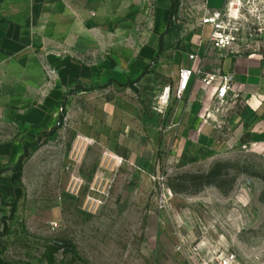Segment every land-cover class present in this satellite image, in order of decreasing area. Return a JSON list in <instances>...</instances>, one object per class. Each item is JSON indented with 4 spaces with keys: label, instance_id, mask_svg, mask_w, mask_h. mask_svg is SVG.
I'll list each match as a JSON object with an SVG mask.
<instances>
[{
    "label": "rangeland",
    "instance_id": "1",
    "mask_svg": "<svg viewBox=\"0 0 264 264\" xmlns=\"http://www.w3.org/2000/svg\"><path fill=\"white\" fill-rule=\"evenodd\" d=\"M228 9L225 50L264 55V0ZM114 49L105 62L96 47H60L73 60L42 61V124L0 121V147L14 130L26 141L19 159L0 157V264H197L216 250L264 264V149L180 152L178 100L160 104L153 64L95 85L100 65H142L130 30L121 62Z\"/></svg>",
    "mask_w": 264,
    "mask_h": 264
},
{
    "label": "crops",
    "instance_id": "2",
    "mask_svg": "<svg viewBox=\"0 0 264 264\" xmlns=\"http://www.w3.org/2000/svg\"><path fill=\"white\" fill-rule=\"evenodd\" d=\"M222 1L0 0V121L19 127L42 124L37 96L46 84L42 61L73 60L69 54L61 56L59 48L75 46L96 47L105 61L102 47L113 46L115 61L121 62L123 31L130 30L132 44L141 46L142 65L126 72L121 63L100 65L95 85L128 84L147 63L175 92L180 70L193 66L172 129L180 152L222 155L249 145L264 149V55L219 49L210 41L213 30L200 26L203 17L225 8L227 0ZM190 55L197 57L194 64ZM228 74L234 77L230 109L211 113L207 120L216 89L206 88L203 79ZM82 77L81 86L90 84L89 76ZM5 141L0 157L19 159L26 144L24 130L10 132ZM149 170L154 172L152 164Z\"/></svg>",
    "mask_w": 264,
    "mask_h": 264
},
{
    "label": "built area",
    "instance_id": "3",
    "mask_svg": "<svg viewBox=\"0 0 264 264\" xmlns=\"http://www.w3.org/2000/svg\"><path fill=\"white\" fill-rule=\"evenodd\" d=\"M231 0H227L225 8L221 11H215L211 14L203 17L200 21L201 27H210L213 32L211 35V43H213L217 48L225 50L227 45L231 42V37L225 35L227 31L226 24L224 20L230 14L229 5ZM237 1V0H234ZM242 2V0H238ZM247 2L251 0H246ZM237 10V9H236ZM189 60L193 62V64L197 61V57L194 55L189 56ZM195 73V68H183L179 73L178 85L175 92L172 90L171 86H167L162 96L160 97V104H164L166 106L172 99H176L178 101H182L184 94L186 93L190 81ZM201 74V72H198ZM234 77L233 75H207L203 79V84L206 88H215L216 93L213 96V108L209 112L207 116V120L211 119V113L213 114H223L229 111L230 109V97L232 95V84ZM163 95H167V99H163ZM243 149L247 150H255L258 149L255 145H249L243 147ZM194 252H197V249H194ZM199 261L197 264H236V258L234 255L226 254L220 250L213 251L211 255L201 256L198 253Z\"/></svg>",
    "mask_w": 264,
    "mask_h": 264
},
{
    "label": "bare ground",
    "instance_id": "4",
    "mask_svg": "<svg viewBox=\"0 0 264 264\" xmlns=\"http://www.w3.org/2000/svg\"><path fill=\"white\" fill-rule=\"evenodd\" d=\"M230 2H231L230 4H232V3L236 2V1H234V0H231Z\"/></svg>",
    "mask_w": 264,
    "mask_h": 264
},
{
    "label": "trees",
    "instance_id": "5",
    "mask_svg": "<svg viewBox=\"0 0 264 264\" xmlns=\"http://www.w3.org/2000/svg\"><path fill=\"white\" fill-rule=\"evenodd\" d=\"M59 126V125H58Z\"/></svg>",
    "mask_w": 264,
    "mask_h": 264
}]
</instances>
